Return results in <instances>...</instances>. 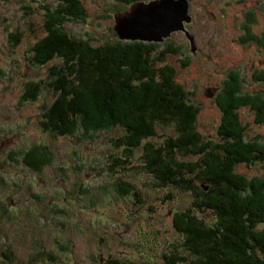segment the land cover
Instances as JSON below:
<instances>
[{
    "label": "rangeland",
    "instance_id": "rangeland-1",
    "mask_svg": "<svg viewBox=\"0 0 264 264\" xmlns=\"http://www.w3.org/2000/svg\"><path fill=\"white\" fill-rule=\"evenodd\" d=\"M81 1L86 21L61 16L71 36L98 47L121 41L115 15L130 7L119 0ZM189 4L192 22L185 28L195 38V53L182 31L161 42L123 41L155 44L158 55L177 49L166 54L165 64L175 69L186 97L200 110L197 130L206 142L219 143L222 114L216 99L225 95L228 72L240 75L243 98L257 97L254 105L264 100V83L254 81L264 72V0ZM59 10L58 0H0V264H164L163 255L182 248L173 220L196 209L194 195L158 186L144 169L142 147L128 156L119 146L126 134L122 126L106 121L107 126L58 135L42 128L56 99L51 68L60 61L33 64L31 49L45 36L48 15ZM11 34L20 36L19 44ZM29 83H41V92L35 95ZM239 114L246 139L264 145V123L251 108ZM174 133L172 126H157L150 142L157 147ZM35 157L39 172L22 163ZM250 165L241 164L238 171L264 180V160ZM126 183L137 196H123ZM199 215L214 221L213 213Z\"/></svg>",
    "mask_w": 264,
    "mask_h": 264
},
{
    "label": "trees",
    "instance_id": "trees-1",
    "mask_svg": "<svg viewBox=\"0 0 264 264\" xmlns=\"http://www.w3.org/2000/svg\"><path fill=\"white\" fill-rule=\"evenodd\" d=\"M58 1L60 10L48 15L46 34L31 49L33 64L60 61L51 68L56 99L42 128L58 135L73 134L80 126L85 130L107 126L106 121L122 126L126 134L119 146L127 148L128 156L142 147L144 169L158 186L194 195L196 209L177 213L173 220L183 237L182 248L163 255L164 264H264V180L238 171L241 164L264 160L263 142L246 139L239 114L251 108L264 123V100L260 97L254 105L252 98L257 97L243 98L240 75L230 76L224 97L216 99L222 114L217 135L222 142H206L197 130L199 108L186 97L175 69L165 64L166 54L177 49L169 47L158 55L155 44L116 41L98 47L74 38L61 16L86 21L83 3ZM136 1L140 0H119L127 5ZM10 36L14 44L20 43V36ZM254 81L264 82V72ZM28 88L38 95L42 84L29 83ZM157 126H172L175 133L156 147L150 141L157 137ZM24 163L31 169L39 165L37 157ZM126 185L120 190L123 196L138 195ZM199 213H213V223Z\"/></svg>",
    "mask_w": 264,
    "mask_h": 264
},
{
    "label": "water",
    "instance_id": "water-1",
    "mask_svg": "<svg viewBox=\"0 0 264 264\" xmlns=\"http://www.w3.org/2000/svg\"><path fill=\"white\" fill-rule=\"evenodd\" d=\"M189 0H152L133 4L125 12L115 15L114 30L123 40L161 42L172 33L183 31L191 42L192 51H197L195 38L185 29L192 19Z\"/></svg>",
    "mask_w": 264,
    "mask_h": 264
},
{
    "label": "flooded vegetation",
    "instance_id": "flooded-vegetation-1",
    "mask_svg": "<svg viewBox=\"0 0 264 264\" xmlns=\"http://www.w3.org/2000/svg\"><path fill=\"white\" fill-rule=\"evenodd\" d=\"M236 73H238V72H236ZM231 76V72H228V74H227V76ZM224 83H225V81L223 82V84H222V86H224ZM257 83H264V82H257ZM219 108V107H218ZM220 109V108H219ZM221 111V110H220Z\"/></svg>",
    "mask_w": 264,
    "mask_h": 264
},
{
    "label": "bare ground",
    "instance_id": "bare-ground-1",
    "mask_svg": "<svg viewBox=\"0 0 264 264\" xmlns=\"http://www.w3.org/2000/svg\"><path fill=\"white\" fill-rule=\"evenodd\" d=\"M191 16V15H190ZM191 19H192V16H191ZM192 22V20L189 22V23H191ZM186 25V24H185ZM186 29V28H185ZM196 42V41H195ZM195 53V52H194Z\"/></svg>",
    "mask_w": 264,
    "mask_h": 264
}]
</instances>
